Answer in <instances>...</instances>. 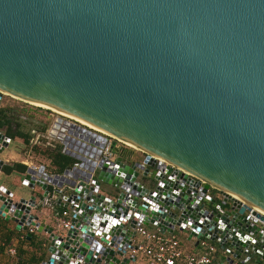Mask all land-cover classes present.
Here are the masks:
<instances>
[{
	"label": "water",
	"instance_id": "water-1",
	"mask_svg": "<svg viewBox=\"0 0 264 264\" xmlns=\"http://www.w3.org/2000/svg\"><path fill=\"white\" fill-rule=\"evenodd\" d=\"M3 94L134 146L91 185L75 163L45 184L27 170L42 203L0 188V215L46 234L42 264L136 263L140 226L264 264V229L244 220L264 214V0H0V108ZM51 123L33 143L63 141ZM46 206L70 228L41 223Z\"/></svg>",
	"mask_w": 264,
	"mask_h": 264
},
{
	"label": "built area",
	"instance_id": "built-area-1",
	"mask_svg": "<svg viewBox=\"0 0 264 264\" xmlns=\"http://www.w3.org/2000/svg\"><path fill=\"white\" fill-rule=\"evenodd\" d=\"M5 96L3 94L1 105ZM51 120L52 123L49 131L51 129L58 131L65 129V137L59 143L61 152L74 160L73 170L80 169L91 174V177L88 178L89 185H91V181L95 178L102 160L115 161L121 153L131 150L129 146L112 138L103 131L60 113L53 112ZM24 165L28 166L27 170L40 174L36 182L45 184L46 180L54 176L48 173V167L36 164L30 159L25 161ZM61 192L62 190L58 191V193ZM255 213L264 215L252 207L250 211L245 213L244 220L264 229V220L255 215ZM55 226L58 230H68L70 228L71 219L69 211L64 210L56 217ZM27 231L28 234L33 235L37 233V228L30 226ZM134 231L136 234L132 240L134 248L130 251L131 256L136 258V260L138 255H143L146 259V264H214L213 255L217 253L218 247L209 239H203L198 244L200 245V250H202L201 254L192 255L181 251L180 242L173 234H161L159 230L153 231L146 226L137 227ZM137 237H140L142 241L137 242ZM8 254L11 257H15L17 251L15 248L10 247Z\"/></svg>",
	"mask_w": 264,
	"mask_h": 264
},
{
	"label": "crops",
	"instance_id": "crops-1",
	"mask_svg": "<svg viewBox=\"0 0 264 264\" xmlns=\"http://www.w3.org/2000/svg\"><path fill=\"white\" fill-rule=\"evenodd\" d=\"M1 106L3 107V103ZM20 147L24 148V146L20 142L11 141L9 147L3 153H0V160H2L4 162V165L8 164V163L24 164L25 161H28L27 159L24 158V156H22V154H20V151L18 149ZM39 165H45L46 167H48L47 171L50 175L59 174L56 167L52 166L49 161L47 163L44 162L43 164H39ZM25 175H26V173L25 174L15 173V174H12L10 176H7L1 172L0 173V188L5 187L9 191H11L14 194V200L15 201H19L20 199H29L32 195H35L37 198V203H42L43 191H41V190L31 191L30 189L27 190V189H25V187H23L22 184H23V181L25 179ZM215 196L220 197V194L215 193ZM1 204L2 203L0 201V207H1ZM57 211H58L57 209H53L50 206H46L44 209L43 208L39 209V211L33 210L32 213H34L35 215H37L39 217V219H40L39 221L41 223H45L47 225H55V219L57 217ZM1 216H3L6 219L5 214H3ZM8 222H9L8 224L0 223V264H24V261H20V258L23 257L24 259L29 260V259L33 258L32 256L35 255V253H36L34 251V248H32L31 245H28L26 243L25 244L22 243V240H24L25 237L27 238L28 231H18L16 223H14L12 221H8ZM147 228H149L153 231L159 230L155 226H148ZM14 229L17 232H19L20 234H18L19 235L18 238L16 237L10 243L11 246H9V247H13L17 251V255L15 257H11L8 254V250L2 252L1 249L4 246L3 245L4 241L6 242L7 237L11 236L10 234H12ZM33 235L36 236V239L39 242L41 241L44 243V240L46 238L45 233H43V234L36 233ZM168 235H170V234H168ZM173 235L178 238V240L180 242V249L182 252L187 253V254H192V255H199L202 253V250H200L201 249L200 245H197L196 239L190 240V238H188V235H186L184 233H180L177 230L175 231V233ZM136 241L139 242V241H142V239L140 237H137ZM45 247H43V252L45 254V260H46V257H47L46 253L47 252H46ZM217 247H218V251H219V246L217 245ZM20 251L23 253V255H20V253H19ZM218 251L216 254L213 255L214 264H218L221 260L224 259V256L222 255V253H219ZM18 256H20V258H18ZM127 256L128 257L131 256V251H129ZM133 264H146V259L144 258L143 255H138L136 263H133ZM235 264H239V262H236ZM248 264H254V262L251 261Z\"/></svg>",
	"mask_w": 264,
	"mask_h": 264
},
{
	"label": "trees",
	"instance_id": "trees-1",
	"mask_svg": "<svg viewBox=\"0 0 264 264\" xmlns=\"http://www.w3.org/2000/svg\"><path fill=\"white\" fill-rule=\"evenodd\" d=\"M23 124L24 123L19 120V116L16 111H12V109L6 107L0 108V132L4 133L12 141L20 142L24 146V155L33 153L37 157H42L44 160L49 161L52 166L56 167L59 174H62L67 168L75 163L72 158L64 155L61 152V147L59 145L52 147L43 145L41 143H33V139L35 137L34 131H37V128L35 127V129L27 130ZM27 168L28 166L24 164L8 163L4 165L1 172L7 176L15 173L25 174ZM215 193H217V191H212V195L215 196ZM63 211L64 210H61L60 212ZM0 223L8 224L9 222L0 215ZM18 234L20 233L14 229L12 234H10L11 236L7 237L6 242L4 241V246L1 249L2 252L7 251L10 248V243L16 237L18 238ZM22 243L31 245L36 253L32 256L33 258L29 260H26L23 257L20 258V256H18L20 261H24V264H42L45 261V254L43 252V247H45L44 243L41 241L39 242L35 235H33L30 240L25 237V239L22 240ZM19 253L20 255H23L21 251Z\"/></svg>",
	"mask_w": 264,
	"mask_h": 264
},
{
	"label": "rangeland",
	"instance_id": "rangeland-1",
	"mask_svg": "<svg viewBox=\"0 0 264 264\" xmlns=\"http://www.w3.org/2000/svg\"><path fill=\"white\" fill-rule=\"evenodd\" d=\"M3 107L12 109V111H16L19 116V120L24 123L23 125L27 128V130L35 129V127L37 128V130H39L42 123H48L50 121L53 113L50 110L40 108L39 106L37 107L32 104H27L8 95H6L3 99ZM18 149L20 151V154H22L25 159H30L36 164H43L44 162H48L42 157L35 156L33 153L24 155L25 150L22 147ZM25 189L29 190L26 187Z\"/></svg>",
	"mask_w": 264,
	"mask_h": 264
},
{
	"label": "bare ground",
	"instance_id": "bare-ground-1",
	"mask_svg": "<svg viewBox=\"0 0 264 264\" xmlns=\"http://www.w3.org/2000/svg\"><path fill=\"white\" fill-rule=\"evenodd\" d=\"M36 106H39V107H42V108H45V107H43V106H41V105H36ZM45 109H48V108H45ZM61 115H63V114H61ZM85 124V123H84ZM87 125V124H86ZM90 126V125H89ZM92 127V126H91ZM93 128H95V127H93ZM95 129H97V128H95ZM97 130H99V129H97ZM100 131H102V130H100ZM104 132V131H103ZM104 133H106V132H104ZM129 147H133L134 148V146H132V145H130V144H128V143H126Z\"/></svg>",
	"mask_w": 264,
	"mask_h": 264
},
{
	"label": "flooded vegetation",
	"instance_id": "flooded-vegetation-1",
	"mask_svg": "<svg viewBox=\"0 0 264 264\" xmlns=\"http://www.w3.org/2000/svg\"><path fill=\"white\" fill-rule=\"evenodd\" d=\"M50 120H51V118H50ZM46 124H47V123H46ZM41 129H42V127H40L38 131L40 132V131H41Z\"/></svg>",
	"mask_w": 264,
	"mask_h": 264
}]
</instances>
